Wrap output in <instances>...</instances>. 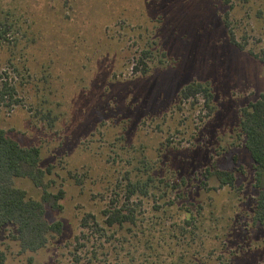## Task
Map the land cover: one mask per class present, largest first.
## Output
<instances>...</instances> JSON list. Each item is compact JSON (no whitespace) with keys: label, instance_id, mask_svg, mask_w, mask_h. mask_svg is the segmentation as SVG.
I'll list each match as a JSON object with an SVG mask.
<instances>
[{"label":"rangeland","instance_id":"374dc122","mask_svg":"<svg viewBox=\"0 0 264 264\" xmlns=\"http://www.w3.org/2000/svg\"><path fill=\"white\" fill-rule=\"evenodd\" d=\"M0 16L12 22L0 44V74L9 69L17 100L0 101V128L38 145L41 165H53L51 189L64 190L62 209L46 213L63 230L46 247L22 253L8 226L0 230L6 264H124L113 246L118 235L101 239L104 248L96 241L73 251L74 235L84 214L99 217L110 200L123 199L136 172L155 171H137L139 162L189 168L185 201L204 244L197 255L264 264V222L252 223V161L238 124L241 107L264 91V62L254 56H264V0H0ZM146 49L148 70L140 74ZM191 82H208L213 97L180 98ZM49 109L57 117L48 121ZM209 162L236 168L235 185L197 187ZM15 183L39 196L29 180ZM94 250L96 259L85 262Z\"/></svg>","mask_w":264,"mask_h":264},{"label":"trees","instance_id":"16d2710c","mask_svg":"<svg viewBox=\"0 0 264 264\" xmlns=\"http://www.w3.org/2000/svg\"><path fill=\"white\" fill-rule=\"evenodd\" d=\"M224 26L227 21L223 18ZM12 22H7L0 16V44L9 40ZM34 39L33 41H35ZM230 42L239 50H243L242 43H238L233 34L229 33ZM33 41L30 43L32 44ZM19 41L11 48H17ZM4 47L3 45L1 48ZM148 49L142 52L137 62L141 64L140 74L147 72L148 67L144 58ZM248 53H251L250 51ZM254 54V53H253ZM264 62V56H256ZM9 69L0 74V101L15 103L16 85L12 83ZM50 90V89H49ZM51 93V90H50ZM188 95H200L212 98V87L208 82H191L179 92L180 98ZM49 109L52 120L57 117ZM239 132L243 137V146L247 150L252 166V185L256 190L252 208V223L264 222V91L259 93L256 100L248 102L241 107L239 116ZM42 155L38 145H22L9 134V130L0 128V230L8 226V236L16 243L19 251L36 252L47 244L63 230L61 220L50 221L46 215L48 209L61 210V199L64 197L63 188L51 189L54 181L49 177L53 173V165H41ZM135 169H154L145 177L135 173L134 181L124 184L123 199L110 200L101 210L99 217L92 213L84 214L78 223V233L74 235L73 251H77L87 243L96 241L108 242L109 237H115L118 246L117 253L123 258L124 264H139V260L147 256L154 257V264H161L157 259L165 254V263L168 264H223L217 259L197 255L199 250H204L202 240L199 242L191 201H185L186 189L190 181L186 176L189 168L184 166V171L176 166L175 162H163L160 168L157 162H139ZM148 163V164H147ZM188 164V162H184ZM147 164V165H146ZM200 163H190L195 170ZM241 170V166L237 167ZM236 168H221L215 162H209L198 174L197 187L206 192L217 187L235 185L238 173ZM25 178L38 190L39 196L34 197L18 185L15 180ZM213 179L217 185H211ZM147 199L144 202V199ZM178 203V201H180ZM148 205L146 210L143 206ZM165 218L158 222L156 218ZM160 226V227H158ZM103 241L98 247L103 246ZM95 245V243H94ZM88 249V248H86ZM96 249V247H95ZM125 249H128L125 250ZM125 250V252H124ZM133 252L131 255L128 252ZM124 252V254H123ZM123 254V255H122ZM85 262L96 259L95 250L86 253ZM76 261H79L74 256ZM95 264L96 262H92ZM164 263V264H165ZM0 264H6V254L0 246Z\"/></svg>","mask_w":264,"mask_h":264}]
</instances>
